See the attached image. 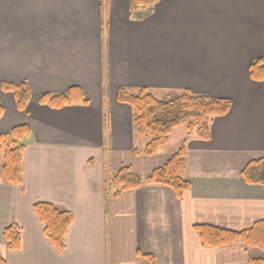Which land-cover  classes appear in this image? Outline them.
<instances>
[{
	"label": "crops",
	"instance_id": "1",
	"mask_svg": "<svg viewBox=\"0 0 264 264\" xmlns=\"http://www.w3.org/2000/svg\"><path fill=\"white\" fill-rule=\"evenodd\" d=\"M141 13L132 16L130 0H0V134L24 125L31 131L22 184L0 181L7 264H147L143 255L156 264L264 259L241 244L206 247L194 228L243 231L264 221V187L243 178L250 162L264 158V82L249 73L264 59V0H162ZM3 83L30 86L25 111L1 91ZM71 89L87 104L40 103L42 95ZM120 89L156 98L188 90L233 102L213 121L210 140L186 132L190 188L181 199L168 187L144 185L110 200V175L130 168L146 177L172 156L161 149L135 154L150 140L135 130L131 106L118 102ZM37 203L73 215L63 253L45 235ZM13 225L21 229L16 252L4 238Z\"/></svg>",
	"mask_w": 264,
	"mask_h": 264
},
{
	"label": "trees",
	"instance_id": "2",
	"mask_svg": "<svg viewBox=\"0 0 264 264\" xmlns=\"http://www.w3.org/2000/svg\"><path fill=\"white\" fill-rule=\"evenodd\" d=\"M162 0H130L131 14L142 18L141 12L150 14L153 8ZM142 10V11H139ZM250 78L254 82H264V59L255 60L249 68ZM1 91L11 93L19 111H25L31 99V88L27 83H3ZM118 102L128 104L133 110V125L138 134L149 138L143 150H135L136 155L154 156L169 142L170 136L180 127H186L189 137L208 141L211 139V125L216 118L226 116L233 102L230 99H212L206 95L193 94L188 90L177 92L164 101L156 98L146 89L131 91L120 89ZM40 103L51 108L61 109L77 103L87 104L78 89L68 93L40 97ZM4 110L0 103V119ZM31 134L28 126H18L9 132L0 134V150L4 152V165L0 172V181L20 186L23 181V151L24 142ZM187 143L184 140L179 150L160 168L150 175L141 177L134 174L130 168H122L110 175L107 180V191L110 200L119 198L128 191L141 188L144 185H160L175 192L178 199L186 193L190 184L185 178L187 165ZM243 178L249 184L264 187V158L250 162L243 171ZM34 212L44 226L45 235L59 253L66 249V237L73 224V215L62 211L49 203H37ZM203 245L210 248H222L241 244L246 249L264 252V221L257 222L248 230L234 231L227 228L209 225H196ZM6 247L11 252L21 248V229L10 226L4 231ZM147 264H156L155 257L143 255ZM0 264H7L0 254ZM249 264H264L263 258L249 259Z\"/></svg>",
	"mask_w": 264,
	"mask_h": 264
},
{
	"label": "rangeland",
	"instance_id": "3",
	"mask_svg": "<svg viewBox=\"0 0 264 264\" xmlns=\"http://www.w3.org/2000/svg\"><path fill=\"white\" fill-rule=\"evenodd\" d=\"M176 93L172 94L175 95ZM171 97H159L158 99L160 100H168ZM186 129L185 127H181L179 129H177L170 137L169 142L166 146L162 147L160 152L161 154H167V155H173L174 153H176L179 148L182 145L183 140L186 137ZM4 165V152L2 150H0V172L3 168ZM260 251V250H259ZM255 253V251H253V254Z\"/></svg>",
	"mask_w": 264,
	"mask_h": 264
}]
</instances>
